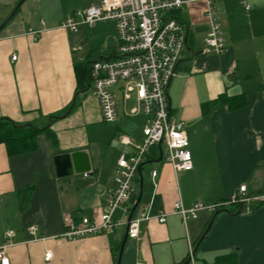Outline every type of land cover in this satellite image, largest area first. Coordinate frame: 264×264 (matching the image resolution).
Segmentation results:
<instances>
[{"label": "crops", "instance_id": "crops-1", "mask_svg": "<svg viewBox=\"0 0 264 264\" xmlns=\"http://www.w3.org/2000/svg\"><path fill=\"white\" fill-rule=\"evenodd\" d=\"M19 1L0 0V118L40 131L30 151L9 154L0 144V246L7 245L9 264H116L126 225L76 239L63 235L66 216L101 220L117 160L133 149L120 138L140 142L149 122L143 113L131 114L136 92L125 99L114 87L115 98L121 93L118 116L105 125L91 84L84 90L87 66L116 53V25L81 23L78 31L63 26L70 18L81 21L78 11L99 0H25L16 10ZM215 8L224 29L222 53H202L209 30L204 1L170 13L188 36L167 88L169 109L184 123L193 168L176 172L151 150L141 168L137 213L149 207L151 215H168L165 222L143 221L139 239L128 236L120 264H183L215 214L212 205L232 199L242 184L251 193L264 192V0H221ZM222 94L244 102L217 103L204 112L203 104ZM75 151L88 152L90 170L58 176L54 157ZM177 200L185 208L197 202L205 208L184 221L174 213ZM127 217L121 208L114 214L117 221ZM31 225L38 226L34 235ZM8 230L15 235L6 238ZM229 253H236L238 264H264V203L250 213H218L192 264H212Z\"/></svg>", "mask_w": 264, "mask_h": 264}, {"label": "built area", "instance_id": "built-area-1", "mask_svg": "<svg viewBox=\"0 0 264 264\" xmlns=\"http://www.w3.org/2000/svg\"><path fill=\"white\" fill-rule=\"evenodd\" d=\"M193 1L197 0H99L98 4L78 11L82 16L81 21L70 18L63 23V26L73 31H78L81 23H115L117 50L113 57L97 59L91 64L92 93L99 100L106 123L115 122L118 116L112 90L116 86H120L125 99L131 97V92H136L138 105L131 114L143 113L149 117L140 142L134 143L126 135L120 138L123 145H130L133 149L131 152H122L117 160L115 187L108 197L101 220L93 222L89 217H83L80 222H76L72 216H66L65 237L76 239L90 234L113 232L120 225H127L128 217L125 221H117L114 214L121 208L129 215L128 203L139 169L153 146L162 144L163 158L172 164L176 172L193 168V155L184 123L171 115L167 94L188 36L186 27L170 13ZM202 1L206 4L209 22L202 53H222L226 49L224 29L215 8V2L221 0ZM16 58V55L12 57L13 60ZM157 173V170L152 171L154 179ZM263 203L264 192L251 193L247 185L242 184L232 199L214 204L211 208L216 210L222 206L238 204L242 208L241 212L250 213ZM202 208L205 206L201 202L195 203L192 208H185L181 200L174 203V213H179L184 221L197 217V212ZM167 215L165 212L151 215L149 207L134 213L129 222V237L140 238L143 221L157 217L160 222H165ZM28 231L34 235L38 226L31 225ZM14 235V230H8L5 236L11 238ZM6 246H0V264H9ZM51 257L52 252L47 251L45 260Z\"/></svg>", "mask_w": 264, "mask_h": 264}, {"label": "trees", "instance_id": "trees-1", "mask_svg": "<svg viewBox=\"0 0 264 264\" xmlns=\"http://www.w3.org/2000/svg\"><path fill=\"white\" fill-rule=\"evenodd\" d=\"M90 64L86 68V73L84 75V78H86L87 85L84 90H88V84H91V77H90ZM244 100L243 97L238 96H228L226 94H222L218 97V99L203 104V110L204 112H209L212 106H215L217 103H227V104H236L241 103L243 104ZM52 118H58L52 116ZM50 127L46 128L45 130H48ZM40 129L36 128L34 125H28V124H18L14 122L12 119L7 117H1L0 118V144L3 143L6 145L9 154H18L26 151L33 150L37 146V136ZM155 151L156 157L161 155L159 146H153L149 153L147 154V157L150 155V152ZM146 157V158H147ZM136 187L134 188L130 201L132 203V206L137 201L140 191V178L137 176L136 179ZM130 206V210L132 208ZM240 209V206L237 204H230L228 206H222L220 208H217L214 210V213H216L217 210L220 212L222 211H228L231 213H237ZM219 212V213H220ZM212 264H238L236 260V253H229V254H223L216 257L214 263Z\"/></svg>", "mask_w": 264, "mask_h": 264}, {"label": "water", "instance_id": "water-1", "mask_svg": "<svg viewBox=\"0 0 264 264\" xmlns=\"http://www.w3.org/2000/svg\"><path fill=\"white\" fill-rule=\"evenodd\" d=\"M24 1L25 0H20L19 1L18 5L16 7V10L21 6V4ZM4 25L5 24L3 23V25L0 26V30L2 29V27ZM70 111H71V109H69L65 114L66 115L69 114ZM50 120H52V117H50ZM28 125H32V124H28ZM159 148H160V152H161V155H160V160H161L163 158V147H162V144L159 145ZM54 163H55V167H56V173H57L58 176H67V175H72L74 173H84V172H88L90 170V168H91L90 157H89V154H88L87 151H75V152H72V153H64V154L57 155V156L54 157ZM143 165H144V163L141 165V167L139 169L141 187H142V184H143V176H142V171H141V168H142ZM141 197H142V192L139 193L137 201L134 203V205L132 206V208H131V210L129 212L128 219H127L126 230H125V236H124V240H123V243L121 245V248H120L119 257H118V261H117L116 264H120V260H121V257H122V252L124 250L125 243H126L127 238L129 236L128 235L129 222L132 219V216L134 215V213L137 211L138 207L140 206ZM241 210H242V208L240 207V209L238 210L237 214L241 213ZM219 212H220L219 210L216 211V213L214 214L212 220L210 221L209 225L207 226L206 230L204 231V233L200 237L199 242L197 243L196 247L192 251V254L188 257V259L183 264H189V263L192 262V258L194 256V253L196 252L200 242L203 240L204 236L206 235V233L208 232V230L212 226L213 221H214L216 215Z\"/></svg>", "mask_w": 264, "mask_h": 264}, {"label": "rangeland", "instance_id": "rangeland-1", "mask_svg": "<svg viewBox=\"0 0 264 264\" xmlns=\"http://www.w3.org/2000/svg\"><path fill=\"white\" fill-rule=\"evenodd\" d=\"M120 86H116L115 88H118V89H120L119 88ZM118 89L116 90V91H118ZM117 93V92H116ZM121 95V93L118 91V93H117V97H116V101H117V99L119 98V96ZM105 125H107V124H109V123H106V122H103ZM143 126H142V128H141V131H143ZM142 133V132H141ZM164 149H166V147L164 146ZM148 165V164H147ZM147 165H145V167H147ZM138 210L139 209H137V211L135 212V213H137L138 212ZM200 257V256H199ZM189 264H192V262L191 263H189ZM197 264H202V262L199 260V259H197Z\"/></svg>", "mask_w": 264, "mask_h": 264}]
</instances>
